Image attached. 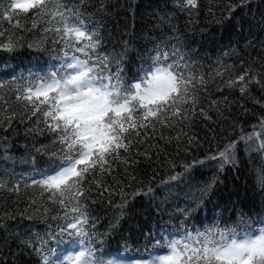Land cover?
Masks as SVG:
<instances>
[{
    "label": "trees",
    "instance_id": "16d2710c",
    "mask_svg": "<svg viewBox=\"0 0 264 264\" xmlns=\"http://www.w3.org/2000/svg\"><path fill=\"white\" fill-rule=\"evenodd\" d=\"M197 3L196 9L181 10L175 0H84L85 19L100 33V51L124 56L127 79L137 78L142 60L161 40L169 47L176 44L194 74L204 78V85H197L199 102L195 113H188L189 120L173 127L141 129V136L132 137L130 151L113 161L111 174L87 178L85 203L96 219L91 230L103 237V244L97 248L117 249L125 244L148 248L152 242L145 234L174 223L175 213L184 216L181 210L186 209H194L186 220L193 229L207 222L234 226L241 217L253 225L264 219V154L247 151L240 139L242 134L261 131L264 87L252 82L241 94L239 87L226 86L229 79L246 72L264 83V0ZM2 7H8L7 0ZM20 20L24 31L6 20L0 29L20 36L14 51H0V181L5 184L0 188V264H40L39 257L20 240L35 241L37 234L47 239L48 226L55 229L60 221L53 217L62 212L58 205L50 204L47 216L35 211L40 206L41 189L32 186L30 180L39 178L36 172L50 164L51 154L58 152L60 145L54 133L36 123V117L27 118L30 112L15 98L16 89L26 84L28 70L38 72L46 54L53 49L61 51L62 46L52 43L55 34L45 33L42 21L37 20L33 28L32 18L25 20L21 15ZM29 44L39 48H30ZM12 113L16 115L10 120ZM233 141L237 142V162L221 171L219 162L208 157ZM252 142L258 143L255 138ZM194 161L204 163H196L185 173L184 165ZM177 173L184 175L161 186L162 180ZM214 179L211 192L202 195L199 189ZM97 182L102 187L97 188ZM17 183L19 189L10 191ZM144 185H150L153 192L133 197L134 191ZM121 188L126 197L119 194ZM125 199L127 203L121 209L118 205ZM33 200L37 204L30 207Z\"/></svg>",
    "mask_w": 264,
    "mask_h": 264
},
{
    "label": "snow or ice",
    "instance_id": "6c2138e0",
    "mask_svg": "<svg viewBox=\"0 0 264 264\" xmlns=\"http://www.w3.org/2000/svg\"><path fill=\"white\" fill-rule=\"evenodd\" d=\"M4 2L0 0V29L6 20L13 28L24 31L22 15L25 20L33 19V28L37 27V20L45 23L44 32L55 34L52 43L62 46L61 54L53 57L57 63L49 67L46 74L29 69L24 78L25 86L16 89V100L30 112L27 118L36 117V123L44 124L54 133L55 142L60 145L58 152L51 154L54 158L51 169L37 171L39 178L30 180L32 186L41 189L40 206L35 211L47 216L51 211L47 205H58L62 212L53 219L60 223L55 229L48 226L47 239L37 234L35 241L21 238V245L32 249L40 264H264V222L258 225L248 222L247 227L241 228L240 225L245 224L243 217L234 226L221 227L217 222L203 229H193L182 221L178 234H169L164 229L160 235L148 232L145 235L152 242L151 248L146 247L143 252L127 244L117 249L96 247L103 244V237L91 230L95 228L96 219L85 203L87 178L98 173L111 174L113 161L130 151L132 137L141 136V129L155 130L157 125L173 127L189 120L188 113L194 114L199 102L197 85L203 86L204 78L194 74L192 65L176 44L169 47L167 41L161 40L142 60L137 78L127 79L124 56L100 51V33L96 25L85 19L84 0L79 3L75 0H7L8 7L3 8ZM175 2L181 10L198 7L197 0ZM246 2L241 0L242 4ZM19 43L17 32L0 30V51L12 52ZM28 46L39 48V45ZM252 82L264 87V83L247 72L229 79L226 86L239 87L244 94ZM15 115L12 113L9 119H14ZM205 118H208L206 113ZM260 124L261 131L242 134L240 139L247 151L264 154V118ZM254 138L258 143L252 142ZM236 145V141L230 142L208 159L218 161L222 171L225 165L236 164ZM196 163L204 161L185 164V173ZM183 175H171L161 181V186ZM261 182L264 183V177ZM214 185L215 179L199 191L207 195ZM4 186L0 181V188ZM100 187L97 182V188ZM18 189L19 183L9 190ZM104 191L110 189L104 188ZM152 192L150 185H144L134 191L133 197ZM119 194L127 195L123 188ZM202 202L201 199L196 207ZM126 203L127 199L118 207L122 209ZM36 204L33 200L30 207ZM193 210H181L185 221ZM116 223L112 224L113 228ZM159 248L166 251H156Z\"/></svg>",
    "mask_w": 264,
    "mask_h": 264
},
{
    "label": "rangeland",
    "instance_id": "374dc122",
    "mask_svg": "<svg viewBox=\"0 0 264 264\" xmlns=\"http://www.w3.org/2000/svg\"><path fill=\"white\" fill-rule=\"evenodd\" d=\"M234 22H236V20L234 21ZM263 30H264V28L262 29V32H263ZM226 32H224V33H222V34H225ZM219 35H221L220 33H219ZM262 37V39L264 38V35L263 36H261ZM51 65H53V63H51ZM176 200V199H175ZM176 202H178L177 200H176ZM154 223H155V221H154Z\"/></svg>",
    "mask_w": 264,
    "mask_h": 264
},
{
    "label": "bare ground",
    "instance_id": "6f19581e",
    "mask_svg": "<svg viewBox=\"0 0 264 264\" xmlns=\"http://www.w3.org/2000/svg\"><path fill=\"white\" fill-rule=\"evenodd\" d=\"M118 28L113 29L114 34L116 35Z\"/></svg>",
    "mask_w": 264,
    "mask_h": 264
}]
</instances>
